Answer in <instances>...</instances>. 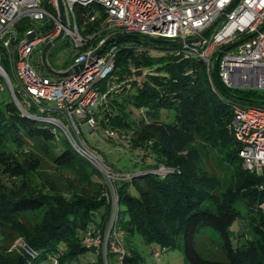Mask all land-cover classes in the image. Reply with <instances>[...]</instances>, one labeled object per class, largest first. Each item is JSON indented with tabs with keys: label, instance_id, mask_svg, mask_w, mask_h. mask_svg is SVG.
<instances>
[{
	"label": "trees",
	"instance_id": "obj_1",
	"mask_svg": "<svg viewBox=\"0 0 264 264\" xmlns=\"http://www.w3.org/2000/svg\"><path fill=\"white\" fill-rule=\"evenodd\" d=\"M100 15L86 26L85 34L97 33ZM100 35L86 41L81 50L103 39ZM140 37L127 35L109 44L116 47L113 69L96 84L100 93L111 90L94 114L95 129L124 136L153 161L116 186V223L127 252L122 264H142L130 246L134 233L161 250L181 242L186 264H264V210L258 208L264 201V172L256 175L241 168L240 146L228 131L232 108H264V94L221 83L218 64L222 51L233 44L214 53L206 72L201 61L177 41L146 42ZM72 58L64 59V65L71 64ZM162 110L173 112L170 124L159 121ZM192 131L208 134L216 157L236 178L233 191L217 192L215 179L195 172L183 155L172 151L174 144L191 153ZM0 150L2 172L19 159L36 158L33 164L25 163L26 179H12L10 185L0 181V264L79 263L78 257L91 250L81 244L88 222L99 213L101 221L107 212L99 174L63 138L55 140L48 123L21 115L11 102L0 107ZM159 164L165 171L154 173ZM35 211L42 214L30 218ZM243 217L251 237L239 242ZM201 227L217 234L223 259L200 252ZM16 240L18 244L9 248ZM95 255L84 264H101Z\"/></svg>",
	"mask_w": 264,
	"mask_h": 264
},
{
	"label": "built area",
	"instance_id": "obj_2",
	"mask_svg": "<svg viewBox=\"0 0 264 264\" xmlns=\"http://www.w3.org/2000/svg\"><path fill=\"white\" fill-rule=\"evenodd\" d=\"M233 1L0 0V93L8 92L11 103L21 115L48 123L55 140L60 137L56 133L59 130L72 151L99 174L107 212L99 223L88 222L81 244L100 254L105 264H108L109 253L116 256L118 264H122V257L127 254L123 231L116 223L118 194L115 182L119 178L128 179L130 174L115 173L81 140L80 128L94 131V114L111 90L108 88L100 93L96 84L113 69L116 47L109 46L113 41L98 56L96 53L105 41L117 36L170 39L196 56L208 72L214 53L233 44L222 51L217 68L221 83L226 88L254 89L264 94V0H237L204 34ZM101 13V29L85 34L86 26ZM106 28L116 32L81 50L86 41L94 39ZM61 38L67 40L72 62L63 71L68 73L66 77L50 81L40 73L42 48L47 43L52 46ZM33 59L37 67L31 65ZM80 64L82 68L73 72L72 67ZM31 107L35 110L31 111ZM232 115L231 135L240 146L241 168L248 173H263L264 108L233 107ZM103 132L108 138L115 136L109 130ZM164 171L155 170L154 173ZM258 208L264 210V201ZM152 254L156 257L159 252Z\"/></svg>",
	"mask_w": 264,
	"mask_h": 264
},
{
	"label": "rangeland",
	"instance_id": "obj_3",
	"mask_svg": "<svg viewBox=\"0 0 264 264\" xmlns=\"http://www.w3.org/2000/svg\"><path fill=\"white\" fill-rule=\"evenodd\" d=\"M103 28L104 26H102V29ZM114 32H116V30L112 28H106L104 29L102 35L98 33L96 36L100 35L101 38H105ZM91 43L92 41L90 42V44ZM66 46L68 47L67 40L61 38L48 48L45 56V61L47 62V65L50 69L58 71L63 70L64 68H68L71 65L69 64L67 66L63 63L64 59H66L67 57L69 58V56L72 55V53L67 50ZM31 65L33 67H37V63L34 59L31 61ZM43 75L50 81H56V78L46 74L44 71ZM5 102H11V98L6 90L4 93H0V107H2L3 103ZM172 117V111L162 110L159 116V121H161L163 124H170L172 122ZM232 119L233 115L231 111V119L228 124V131L230 133L232 131ZM80 130L82 132V142L93 154H95L104 163L111 167L115 173H119L122 175L137 173L140 169L145 166L151 165V163L153 162L152 157L146 154L142 147L131 146L130 144H128V140L124 136L117 135V137L114 136L113 138L109 139L100 128H96L93 132H87L82 128H80ZM56 133L61 137V133L59 130H57ZM190 137L195 144L194 150L191 153H187L185 151L177 149L176 145L174 146V144H172L170 148L172 149V151L183 155L188 162V165H191L192 169L195 172L204 173L208 177H212L213 179H215L218 189L217 192L229 193L233 191V189H235L236 178L233 176L231 171L226 166H224L223 163H221L216 157L215 151L210 144L208 134L205 133L204 135H195L192 131ZM16 151L18 150L16 149ZM2 152L3 151L0 150V154H2ZM23 152H26V148L23 149ZM33 159L35 160L36 158L26 157L22 160L19 159L15 163L10 164L4 172H2V166L0 165V181L3 184L10 185V182L13 181L12 179L17 182H19V179L21 177H24V179H26V172L24 170L25 163L26 165L33 164ZM155 170H165V167L159 164ZM123 180L126 179L119 178L118 180H116V186ZM128 190L131 194L135 195V191L131 186ZM100 193L102 194V191ZM104 197L102 198L105 202ZM236 202L237 203H235V205L241 208V203L238 201ZM41 214V212L35 211L30 213L28 216L30 218L39 217ZM99 214L92 217V220L95 223L100 222L101 215ZM244 221L245 217H243V220L239 221L240 227L243 231L242 236L238 238L239 242L243 241L244 237H251V230L245 225ZM234 224L235 222L232 224L231 228ZM200 232L201 234H199L197 238V247L200 252L211 259H223V253L219 248L217 234L209 228L205 227H201ZM253 239H256V237L253 236ZM18 242L19 241L17 240L12 242L9 245V248L17 245ZM20 244L22 245V243ZM130 246L139 253L142 258V264H186L182 256L181 242H179L178 246L173 249L161 250L156 243H145L138 233H134L130 240ZM154 251L159 252L156 257H154L152 254ZM97 255L101 257L100 254ZM95 257L96 255L93 250H86L78 257V262L84 264L88 261L94 260ZM100 261L101 264H105L101 258ZM107 261L108 264H118L116 256L111 253L107 255Z\"/></svg>",
	"mask_w": 264,
	"mask_h": 264
},
{
	"label": "water",
	"instance_id": "obj_4",
	"mask_svg": "<svg viewBox=\"0 0 264 264\" xmlns=\"http://www.w3.org/2000/svg\"><path fill=\"white\" fill-rule=\"evenodd\" d=\"M237 0H234L227 8H225L222 12H221V14H220V16H219V18L204 32V34H206L209 30H211L214 26H215V24L217 23V21L218 20H220L221 18H223L227 13H228V11L231 9V7L233 6V4L236 2ZM203 34V35H204ZM60 37V35H58V37L57 38H59ZM122 36H117L116 38H121ZM124 37V36H123ZM56 38V39H57ZM142 40H144V41H146V42H156L157 41V39H153V38H148V37H145V36H141L140 37ZM56 39H54L53 41H52V43L56 40ZM115 38H110V39H108L107 41H105L104 42V45L101 47V49L96 53V56H98L103 50H104V48H105V46L108 44V43H110V42H112L113 40H114ZM239 42H237L236 44H234V46H236L237 44H238ZM50 46V43H47L45 46H43V48H42V52H41V65H42V68H43V70L48 74V75H50V76H53V77H56V78H63V77H66L67 75H68V73L67 72H56V71H53V70H51L50 68H48V66L46 65V63H45V61H44V57H45V53H46V51H47V49H48V47ZM80 68H82V65L80 64V65H77V66H73L72 67V71L73 72H76L78 69H80Z\"/></svg>",
	"mask_w": 264,
	"mask_h": 264
},
{
	"label": "crops",
	"instance_id": "obj_5",
	"mask_svg": "<svg viewBox=\"0 0 264 264\" xmlns=\"http://www.w3.org/2000/svg\"><path fill=\"white\" fill-rule=\"evenodd\" d=\"M71 62H72V61H71ZM48 68H49V67H48ZM42 69H43V68H42ZM42 69H41V72H40V73L43 75V71H44V70H42ZM66 69H67V68H65V69H63V70H58V71L53 70V71H56V72H63V71H65ZM51 70H52V69H51ZM44 72H45V71H44ZM45 73H46V72H45ZM46 74H47V73H46ZM43 76H44V75H43ZM54 78H56V77H54ZM57 79H60V78H56V80H57Z\"/></svg>",
	"mask_w": 264,
	"mask_h": 264
},
{
	"label": "flooded vegetation",
	"instance_id": "obj_6",
	"mask_svg": "<svg viewBox=\"0 0 264 264\" xmlns=\"http://www.w3.org/2000/svg\"><path fill=\"white\" fill-rule=\"evenodd\" d=\"M70 57V56H69Z\"/></svg>",
	"mask_w": 264,
	"mask_h": 264
}]
</instances>
